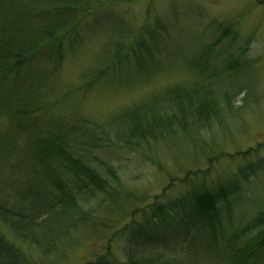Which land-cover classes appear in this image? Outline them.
<instances>
[{"label":"rangeland","instance_id":"obj_1","mask_svg":"<svg viewBox=\"0 0 264 264\" xmlns=\"http://www.w3.org/2000/svg\"><path fill=\"white\" fill-rule=\"evenodd\" d=\"M42 2L2 0L5 13ZM78 19L58 64L44 68L48 78L34 94L43 98L47 90L46 102L52 111L37 119L33 128L64 122L79 133L83 129L76 119L106 125L120 110L176 85L205 78L209 72L200 74L193 66L206 60V65L213 66V93L228 95L232 109L224 115L227 130L208 129L204 139L176 135L159 141L160 151L145 149L141 153L120 144L100 149L98 156L113 164L118 174L111 193L99 212L90 211V224L71 233V245L62 249L59 258H49L48 263L34 256L36 260L40 264H98L113 258L123 264L131 241L136 249L144 243L146 255L167 254L179 234L166 223L153 230L143 224L146 218L152 220V212L160 206L181 204L196 193L205 199L214 193L218 202L231 200L233 206L226 214L232 229L252 227L238 237H245L241 245L248 251L246 264H264V0H109ZM143 38H149L150 46L140 60L129 63L124 57L121 68L111 66L109 61L118 47L123 44V54ZM55 52L52 47L47 55L53 57ZM42 61L30 62L29 73L24 68L28 80H43ZM25 92L32 95L27 84L19 94ZM107 128L112 136L123 131L118 123ZM73 146L77 149L80 144ZM243 170L247 172L244 177ZM237 174L241 188L228 198L223 188L237 183ZM259 218L261 222L256 223ZM199 240L195 233L194 264H230L232 247L211 245L203 256Z\"/></svg>","mask_w":264,"mask_h":264},{"label":"trees","instance_id":"obj_2","mask_svg":"<svg viewBox=\"0 0 264 264\" xmlns=\"http://www.w3.org/2000/svg\"><path fill=\"white\" fill-rule=\"evenodd\" d=\"M106 1L109 0H44L40 5L34 4V8L5 13L0 0V96L5 101V110L0 112V264H40V260L49 263V258H59L64 253L62 249L71 245V233L90 224V211L99 212L118 179L113 164L98 156L100 149L120 144L138 153L145 149L160 151L157 143L176 135L196 140L202 139L208 129H218L220 133L227 130L224 115L231 112L232 106L228 95L220 97L213 93L214 73L205 63L208 60L193 66L200 74L208 71L205 78L189 85H176L120 110L106 125L76 119L74 122L83 129L79 133L64 122L49 128H33L37 119L52 111L46 102L47 90L43 98L34 94L48 78L44 68L58 64L80 15L95 11ZM8 33L12 35L8 37ZM148 46L149 38H143L122 54V44L109 63L113 68H121L124 57L129 63L140 60ZM52 47L56 48V55L49 57L47 50ZM37 58L44 61L39 63L43 78L40 83L34 82V77L31 81L27 78L30 62ZM24 84L32 95L19 94ZM115 123L122 125L123 131L112 136L107 125ZM76 143L80 144L77 149L73 146ZM25 147L28 148L23 151ZM92 158L98 160L94 162ZM241 173L243 177L247 175L244 170ZM237 175V183L223 188L228 198L241 188V176ZM212 195L205 199L196 193L181 204L158 207L152 212V220L146 218L143 224L153 230L158 224H170L179 234L172 249L168 248L167 254L158 251L150 256L146 255L144 243L136 249L131 241L126 246L130 249L123 264H194L191 252L195 233L200 237L203 256L209 246L223 244L224 248H233L230 264H246L248 251L241 245L245 237H238L245 236L252 227L232 229L227 220L229 213L226 214L233 206L231 200L227 204L218 202ZM256 221L260 223L261 219ZM186 246L189 247L184 249ZM106 261L98 264H119L113 258Z\"/></svg>","mask_w":264,"mask_h":264}]
</instances>
